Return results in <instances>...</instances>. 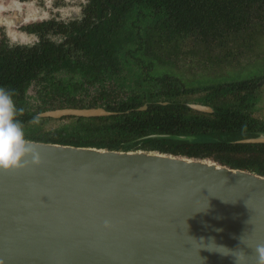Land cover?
I'll return each mask as SVG.
<instances>
[{"label": "trees", "instance_id": "16d2710c", "mask_svg": "<svg viewBox=\"0 0 264 264\" xmlns=\"http://www.w3.org/2000/svg\"><path fill=\"white\" fill-rule=\"evenodd\" d=\"M67 29L57 25L67 36L63 43L0 49V86L16 90L28 139L209 157L264 174V143L236 142L264 131V119L253 114L258 78L207 77L188 87L156 51L164 42L177 48L188 38L211 49H249L264 35V0H90L86 17ZM64 107L114 113L38 116ZM33 117L38 125L30 123Z\"/></svg>", "mask_w": 264, "mask_h": 264}, {"label": "water", "instance_id": "95a60500", "mask_svg": "<svg viewBox=\"0 0 264 264\" xmlns=\"http://www.w3.org/2000/svg\"><path fill=\"white\" fill-rule=\"evenodd\" d=\"M113 113L64 107L38 116ZM28 140L41 163L0 170V264H235L222 253L236 249L256 264L264 174L155 149ZM236 142L264 143V131Z\"/></svg>", "mask_w": 264, "mask_h": 264}, {"label": "rangeland", "instance_id": "374dc122", "mask_svg": "<svg viewBox=\"0 0 264 264\" xmlns=\"http://www.w3.org/2000/svg\"><path fill=\"white\" fill-rule=\"evenodd\" d=\"M26 8V7H25ZM25 10L18 11L21 15ZM17 13V12H16ZM14 17L13 9L0 13ZM10 28L16 29L15 26ZM230 42L229 44H231ZM233 46V45H232ZM248 46L234 47L231 51L227 47L215 46L211 49L192 38L182 40L179 47L172 48V42H164L157 52L168 58V64L173 71L181 76L188 87H196L208 78L249 79L250 77L264 78V35L256 43ZM169 51V52H167ZM256 101L253 114L264 119V83L257 84L255 89ZM29 88L28 94H33ZM196 93H193L192 96ZM188 103L192 102H187Z\"/></svg>", "mask_w": 264, "mask_h": 264}, {"label": "clouds", "instance_id": "9594fccd", "mask_svg": "<svg viewBox=\"0 0 264 264\" xmlns=\"http://www.w3.org/2000/svg\"><path fill=\"white\" fill-rule=\"evenodd\" d=\"M16 7L17 0H12V3L8 6L0 3V13L10 9L14 10ZM5 20V17L0 16V25H3ZM8 39L9 47L16 45L32 46L34 43H38V38L35 36L28 37L12 31L8 32ZM15 95V89L0 86V170L4 171L19 169L29 163L35 165L41 163L37 147L29 142L24 125L18 119V116L23 114V109L17 108L13 99ZM30 123L38 125L40 123L39 118L33 117ZM29 156L31 157L30 161L27 159ZM110 226V222L105 220L104 227L108 228ZM216 247L227 249L222 245H216ZM222 254H231L235 259V264H244L247 259V254L242 250H229L227 253ZM253 254L256 264H264V244H256Z\"/></svg>", "mask_w": 264, "mask_h": 264}, {"label": "flooded vegetation", "instance_id": "af4514ba", "mask_svg": "<svg viewBox=\"0 0 264 264\" xmlns=\"http://www.w3.org/2000/svg\"><path fill=\"white\" fill-rule=\"evenodd\" d=\"M89 2L90 0H17V7L13 10L14 17L10 18L0 14L6 18L5 23L0 25V49L33 48L41 46L43 40L53 41L55 44L63 43L67 36L65 33L57 32V25H63L69 30L71 22H79L86 17ZM0 3L8 6L12 0H0ZM22 10L25 11L18 15V11ZM47 23L53 25L48 28L44 26ZM11 26H15L16 29L10 28ZM39 26H43V30ZM9 31L28 37L35 36L38 38V43L32 46L9 47ZM259 81L257 80L256 84H261Z\"/></svg>", "mask_w": 264, "mask_h": 264}]
</instances>
